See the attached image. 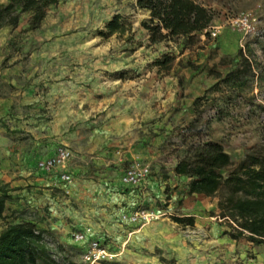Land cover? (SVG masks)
I'll return each instance as SVG.
<instances>
[{
    "label": "rangeland",
    "instance_id": "obj_1",
    "mask_svg": "<svg viewBox=\"0 0 264 264\" xmlns=\"http://www.w3.org/2000/svg\"><path fill=\"white\" fill-rule=\"evenodd\" d=\"M194 1L213 13L217 37L149 44L141 27L149 13L135 0H58L37 29H29L30 13L0 29V195L10 197L0 231L36 223L60 264H85L92 238L116 255L101 264H264V243L224 233L217 196L188 195V179L169 175L180 131L195 118L203 139L219 142L234 163L264 156V0ZM245 13L256 21L241 40L231 22ZM115 15L124 31L105 34ZM165 54L171 68L158 72L154 62ZM234 70L238 80L220 81ZM155 137L161 158L136 156L148 144L142 139ZM60 147L72 153L69 184L36 165ZM133 164L147 165L158 185H122ZM135 211L157 219H122ZM181 216L193 226L172 221ZM86 230V242L76 243L72 234Z\"/></svg>",
    "mask_w": 264,
    "mask_h": 264
},
{
    "label": "trees",
    "instance_id": "obj_2",
    "mask_svg": "<svg viewBox=\"0 0 264 264\" xmlns=\"http://www.w3.org/2000/svg\"><path fill=\"white\" fill-rule=\"evenodd\" d=\"M57 2L7 0L5 5H0V29L4 25L15 27L20 13H30L29 29L35 30L44 19L46 9ZM135 4L149 13L147 20L141 23L148 33L149 44L173 38L192 42L213 21V13L194 0H135ZM119 18L113 16L105 26V34L124 31ZM242 61L249 65L245 58ZM172 62L173 57L165 54L154 63L158 72L167 73ZM240 75L239 70H234L220 81L234 82ZM179 138L180 148L174 152V174L188 179L186 194L217 196L219 217L229 229L224 233L233 240L245 238L252 243H264V156L246 155L234 163L219 142L203 139L198 118L182 128ZM233 165L234 168L227 171ZM9 199L5 193L0 195V217ZM172 221L181 227H192L194 223L191 216L172 217ZM45 235L49 232L32 221L9 223L0 231V264H60L51 256ZM57 247L61 249L60 244ZM64 263L73 264L68 260Z\"/></svg>",
    "mask_w": 264,
    "mask_h": 264
},
{
    "label": "built area",
    "instance_id": "obj_3",
    "mask_svg": "<svg viewBox=\"0 0 264 264\" xmlns=\"http://www.w3.org/2000/svg\"><path fill=\"white\" fill-rule=\"evenodd\" d=\"M256 19L250 13H245L238 19L231 22L233 30H238L242 33V39L253 30V24ZM221 26H209L201 33V37L204 38L205 33L211 37H217L220 33ZM240 47H242L240 43ZM72 158L71 151L66 147L57 148L55 153L37 162V169L44 174H53L58 172V178L61 182L69 184L72 181L71 175L66 170V165ZM150 174L149 167L147 165L133 164L129 168L125 169L120 178L122 185L131 188H139L147 181ZM122 219H127L130 223L141 222V224L148 223L153 219H157L152 213L144 211H135L128 216L123 215ZM86 236H90V230L86 232H75L72 234V238L76 243H85ZM116 257L104 247L96 238H92L86 242V250L83 254V261L85 264H101L104 261L112 260Z\"/></svg>",
    "mask_w": 264,
    "mask_h": 264
},
{
    "label": "crops",
    "instance_id": "obj_4",
    "mask_svg": "<svg viewBox=\"0 0 264 264\" xmlns=\"http://www.w3.org/2000/svg\"><path fill=\"white\" fill-rule=\"evenodd\" d=\"M47 48V47H46ZM157 139V137H155V139H154V141L152 142V141H150V140H148V141H146L145 140V138H143L142 140H143V142H146V143H148V144H146L145 146H143V143L141 144V146H143V147H141L139 150H138V153H137V155L136 156H138L139 158H145V159H149V161L151 162L152 161V159L153 158H161V154L159 153V151L157 150V149H155L154 148V146L158 143V140H156ZM53 154L51 153V154H47V157H45V158H48V157H50V156H52ZM175 164H176V161H175V163H174V165H173V168H172V170H171V172L169 173V175H170V178L171 179H174V180H181L182 179V177H180V176H176L175 174H174V166H175ZM58 172H55V174L56 175H59V174H57ZM54 174V175H55ZM56 179H58V176L56 177ZM156 179V178H155ZM177 181H174V183H173V185H172V187H176V186H180L179 185V183H177ZM153 184H155V185H158L156 182H151V181H149V179L144 183V184H142L140 187H139V190H144V189H146V188H149V187H151ZM169 185V184H172V180H169V178L168 179H166L162 184H160L159 185V188H157V189H159V190H161V191H163V187L164 186H162V185ZM134 189H136V188H134ZM138 189V188H137Z\"/></svg>",
    "mask_w": 264,
    "mask_h": 264
}]
</instances>
